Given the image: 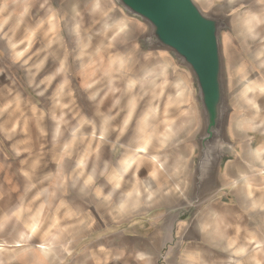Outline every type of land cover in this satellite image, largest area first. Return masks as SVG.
Listing matches in <instances>:
<instances>
[{
    "label": "rangeland",
    "instance_id": "1",
    "mask_svg": "<svg viewBox=\"0 0 264 264\" xmlns=\"http://www.w3.org/2000/svg\"><path fill=\"white\" fill-rule=\"evenodd\" d=\"M194 1L230 19L226 144L200 182L195 79L144 47L145 22L115 0H0V264H264V0Z\"/></svg>",
    "mask_w": 264,
    "mask_h": 264
},
{
    "label": "water",
    "instance_id": "2",
    "mask_svg": "<svg viewBox=\"0 0 264 264\" xmlns=\"http://www.w3.org/2000/svg\"><path fill=\"white\" fill-rule=\"evenodd\" d=\"M132 18L149 26L143 40L149 50L170 52L195 79L203 113L197 165L199 182L220 161L226 144L227 102L221 35L230 19L206 14L194 0H115ZM199 201V200H197ZM196 204V203H194Z\"/></svg>",
    "mask_w": 264,
    "mask_h": 264
},
{
    "label": "crops",
    "instance_id": "3",
    "mask_svg": "<svg viewBox=\"0 0 264 264\" xmlns=\"http://www.w3.org/2000/svg\"><path fill=\"white\" fill-rule=\"evenodd\" d=\"M148 55H150V54H146V56H148ZM165 61H160L161 64H163L162 65V69L160 70V72H163L162 78L165 76L164 79H166V75L167 74L165 75V73H168L170 71V69H172L174 73L177 70V73L176 74H177L178 82H179L178 86H180L181 84H183V86L180 87V92L178 91L179 96L177 97V102H175V104L178 106V109H179L180 113L183 110L186 113V111H187V109H186L187 108V105L189 103H192L190 101H191V98L193 97V94H194V93H192V83L190 82L191 79L187 75L186 71H184L182 68H180L179 66H177L176 64H174V62H172L170 60H165ZM185 113H183V114H181L179 116V121L183 122V120H185V118H186ZM187 125H189V124L186 123V126ZM144 134H142V133H136L134 135V137H133V140L136 141L134 150L135 151H139V153H141V154L142 153L143 154L144 153H147L146 150H147V147L149 145V141H144L143 142V139L144 140L146 139L145 137H143ZM150 134H152V132ZM139 142H141V143H139ZM136 146H138V147H136ZM128 167H137V166L136 165L134 166V164H132V165H130ZM239 176H241V174H239ZM249 198L251 200V206H250L251 208L250 209H251V212H253V211H255L254 210L255 208L258 209V206H257L258 203L257 202H254L255 204L252 203V201H254V198H251V196ZM33 230H34V227H33Z\"/></svg>",
    "mask_w": 264,
    "mask_h": 264
}]
</instances>
